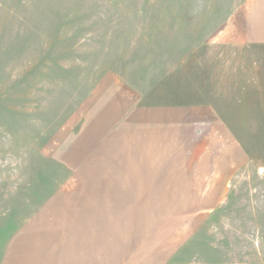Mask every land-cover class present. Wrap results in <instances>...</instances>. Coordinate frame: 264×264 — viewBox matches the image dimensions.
<instances>
[{
  "label": "rangeland",
  "instance_id": "1",
  "mask_svg": "<svg viewBox=\"0 0 264 264\" xmlns=\"http://www.w3.org/2000/svg\"><path fill=\"white\" fill-rule=\"evenodd\" d=\"M258 7L0 0V264H264Z\"/></svg>",
  "mask_w": 264,
  "mask_h": 264
},
{
  "label": "crops",
  "instance_id": "2",
  "mask_svg": "<svg viewBox=\"0 0 264 264\" xmlns=\"http://www.w3.org/2000/svg\"><path fill=\"white\" fill-rule=\"evenodd\" d=\"M262 2H264V0H262ZM257 9H258V11H260L259 9H262V12L260 11V14L262 15L261 17H263V23H264V7H258ZM253 28L255 29V24L254 23H252V25L249 26V30H253ZM261 29H264V27H262ZM247 42H248L249 46H251V45L252 46H254V45L264 46V41H261V40L257 42L256 40L252 39V40L247 41ZM95 233L96 232H93L92 236L91 235L90 236L87 235V237H86V239L88 240V243H89V246H87V241H86V246L83 247L84 251H86V252H81V250H82L81 247L80 248L76 247L75 248V252L78 253L77 257H76V255L75 256L73 255V259H72L71 262H68V263H64L63 262V263H59V264H103V263H97L96 262V248L90 246L89 240L90 239L91 240L95 239V235L97 234V233L96 234ZM79 238H80V236L78 237V239ZM91 250L93 252H91ZM82 254H83V256H82ZM86 254H87L88 258L86 257ZM91 254H93L92 257H91ZM81 257H84V259H83L84 261H81ZM104 264H111V263H104ZM137 264H141V263H137Z\"/></svg>",
  "mask_w": 264,
  "mask_h": 264
}]
</instances>
